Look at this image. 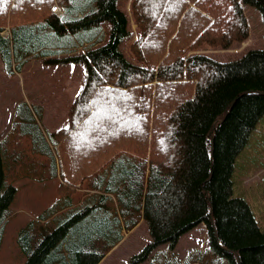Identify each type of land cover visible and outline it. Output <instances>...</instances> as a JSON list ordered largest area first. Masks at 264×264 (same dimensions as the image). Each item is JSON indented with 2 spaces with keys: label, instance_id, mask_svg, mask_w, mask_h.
Here are the masks:
<instances>
[{
  "label": "trees",
  "instance_id": "1",
  "mask_svg": "<svg viewBox=\"0 0 264 264\" xmlns=\"http://www.w3.org/2000/svg\"><path fill=\"white\" fill-rule=\"evenodd\" d=\"M117 3L0 0L4 62L33 53L48 64L83 66L65 127L45 136L24 108L22 133L31 138L0 142V239L26 168L43 180L56 179L59 168V199L19 228L24 264H98L121 240L120 221L110 214L129 229L147 224L152 241L129 264L160 245L175 248L201 223L232 264H264V230L249 203L234 196L232 181L264 115V49L225 62L201 52L248 40L244 5L264 21V0H131L139 30L129 45L134 61L121 49L134 33ZM71 34L86 42L82 51H74ZM65 208L54 227L37 225Z\"/></svg>",
  "mask_w": 264,
  "mask_h": 264
},
{
  "label": "rangeland",
  "instance_id": "2",
  "mask_svg": "<svg viewBox=\"0 0 264 264\" xmlns=\"http://www.w3.org/2000/svg\"><path fill=\"white\" fill-rule=\"evenodd\" d=\"M130 2L131 0H118L117 5L127 15L129 27L134 33L133 39L121 44V49L128 59L134 61L129 45L137 38L139 30L132 20ZM244 10L250 26L248 40L243 43H234L228 49L205 47L201 52L225 62L238 59L251 49H264L262 13L251 5H244ZM16 26L19 28L21 25ZM5 31L6 36L8 30ZM100 32L104 42L106 35L103 27H100ZM70 36L72 47H78L74 51H82L81 47L86 42H81L83 39L81 35L71 34ZM16 48L21 50L18 45ZM31 60L28 56L26 63L22 66V72H18L0 58V142H11L17 133L22 132L23 111L9 110L13 104H26L29 107L32 104H42L45 108L44 119L42 120L41 116L38 117L34 111L33 115L45 136L50 131L67 125L69 108L83 79V66L74 63L53 65L46 61L36 63ZM13 125L17 126L16 129H13ZM256 129L259 130L257 136L264 138V119L258 123L252 136ZM262 148L264 149V146ZM248 163L251 165L249 170L233 180L234 196L245 199L252 206L256 222L264 230V158L258 161L251 158ZM22 182L24 185L19 188L9 206V211L13 213L17 211L18 219L13 220L11 225L10 223L7 225L4 236L0 239V264L25 263L27 257L23 254L18 240L17 228L22 220L19 216H27V210L40 211L48 204L51 206L55 197L59 196L56 188L58 181L53 179H50V182H44L47 185L31 186L33 182L26 179ZM84 192H86L85 189L78 190L72 198H80ZM129 237L104 264H129L133 255L152 241L144 221L140 222L137 230ZM185 258L186 262H182ZM140 264H232V262L229 257L217 251L210 241L206 224L201 223L183 234L175 248L168 243L160 245L152 251L147 260Z\"/></svg>",
  "mask_w": 264,
  "mask_h": 264
},
{
  "label": "crops",
  "instance_id": "3",
  "mask_svg": "<svg viewBox=\"0 0 264 264\" xmlns=\"http://www.w3.org/2000/svg\"><path fill=\"white\" fill-rule=\"evenodd\" d=\"M29 57L32 59L31 62H36V63L44 62L46 60L44 57L43 58H38V57L33 56V53ZM26 59H28V57L27 58H23V59H19V58H16L15 56H13V58H11V63H10L11 67L15 68V70L18 71V72H22V66H23L24 63H26ZM24 108H27L30 111V113L33 116V120H34L33 111H34V113L36 112L35 114L38 117L41 116L42 120L44 119V109L45 108H44V106L42 104L41 105L32 104L31 107H29L26 104H16V105L13 104L12 106H10L9 110H14L15 112H18L20 110H23ZM262 119H264V115L259 120V122L262 121ZM258 123H257V125H258ZM257 125H256V127H257ZM16 127H17L16 125H13V129H16ZM38 127H39V125H38ZM258 131L259 130L256 129L255 134L253 136H252V134L250 135V137H249V139H248V141H247V143L245 145L246 148L244 147L242 149L241 153L239 154V156L237 157V159L235 161L234 168H233L232 181L234 180V178L240 177L241 175H243L245 172H247L249 170V168L251 167V165L248 163L249 159L253 158V159L258 161L259 159L264 158V149L262 148L264 146V138H259L257 136ZM14 138H31V136H29L27 134H23L22 132H20V133H17L14 136ZM245 153H246V156H245ZM246 159H247V161H246ZM35 169H37V168H34V170L32 171L29 167H27L26 170H25V173L28 174V175H27V178H25V179L33 182V183H31V186H35L36 184H38V185H47V183H44V182H50V180H43V179H38V178L33 179L32 177H29L32 173L35 172ZM41 170L44 172L45 168L42 167ZM36 172H37V170H36ZM59 180H60V177H59V168H58L57 177L53 181H59ZM233 187L235 189L234 183H233ZM42 188H44V186ZM58 199H59V196H56L55 199L53 200V204ZM81 203H82V200L78 201V200L75 199L74 205L78 206ZM52 206L53 205L50 206L48 204V205L44 206L43 209H41L40 211L29 212V210H27V212H28L27 216H24V215L19 216L22 220L20 221V225L18 226L17 229L19 230V228L23 227L26 223L30 222L31 220H33L35 218L40 217L41 215H44L46 210L50 209ZM66 211H67V209L65 208V209H62V210H58L57 213L49 215V217H43L44 219H38L39 221H37L38 222L37 225L49 223L50 226L54 227L56 224L59 223L60 220H62V218L64 216H66L65 215ZM16 214H17V211H15V213H13L12 220L18 219V215L19 214H17V216H16ZM115 217H117L119 219V221H120V225H121V230H120L121 240L117 243V245L112 247V249L105 254V256L99 261L98 264H104L108 260L109 257H111L113 254H115L118 251V249L121 247V244L124 241H126L125 239H128V237L131 236L137 230V228H138V226L140 224V222H139L135 227L129 229L128 227L124 226L125 225V220L120 215H116L115 216L113 214H110V218L113 219ZM23 219H25V222H23ZM186 260L187 259L185 258L184 260H182V262H186Z\"/></svg>",
  "mask_w": 264,
  "mask_h": 264
},
{
  "label": "built area",
  "instance_id": "4",
  "mask_svg": "<svg viewBox=\"0 0 264 264\" xmlns=\"http://www.w3.org/2000/svg\"><path fill=\"white\" fill-rule=\"evenodd\" d=\"M53 12H55V13H59L60 10H59V8H58L57 6H55V7L53 8Z\"/></svg>",
  "mask_w": 264,
  "mask_h": 264
},
{
  "label": "bare ground",
  "instance_id": "5",
  "mask_svg": "<svg viewBox=\"0 0 264 264\" xmlns=\"http://www.w3.org/2000/svg\"><path fill=\"white\" fill-rule=\"evenodd\" d=\"M244 148V147H243ZM246 148V147H245Z\"/></svg>",
  "mask_w": 264,
  "mask_h": 264
}]
</instances>
